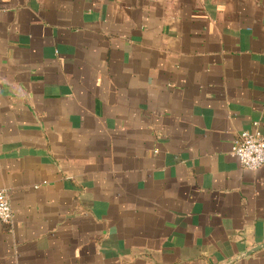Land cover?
I'll use <instances>...</instances> for the list:
<instances>
[{
  "label": "crops",
  "instance_id": "obj_1",
  "mask_svg": "<svg viewBox=\"0 0 264 264\" xmlns=\"http://www.w3.org/2000/svg\"><path fill=\"white\" fill-rule=\"evenodd\" d=\"M264 0H0V264H264Z\"/></svg>",
  "mask_w": 264,
  "mask_h": 264
},
{
  "label": "built area",
  "instance_id": "obj_2",
  "mask_svg": "<svg viewBox=\"0 0 264 264\" xmlns=\"http://www.w3.org/2000/svg\"><path fill=\"white\" fill-rule=\"evenodd\" d=\"M229 155L245 170L256 171L264 166V139L257 122L253 123L252 130L243 131L238 135ZM11 220L12 210L8 196L0 191V222L9 224Z\"/></svg>",
  "mask_w": 264,
  "mask_h": 264
},
{
  "label": "water",
  "instance_id": "obj_3",
  "mask_svg": "<svg viewBox=\"0 0 264 264\" xmlns=\"http://www.w3.org/2000/svg\"><path fill=\"white\" fill-rule=\"evenodd\" d=\"M263 247H264V245H262V246H260V247H258V248H256V249H253V250L249 251L246 255H250V254H252L253 252H255V251H257V250H259V249H261V248H263Z\"/></svg>",
  "mask_w": 264,
  "mask_h": 264
}]
</instances>
